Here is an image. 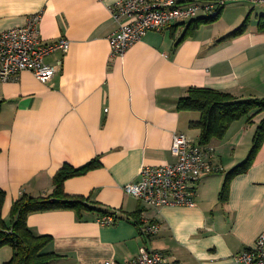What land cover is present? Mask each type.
Returning a JSON list of instances; mask_svg holds the SVG:
<instances>
[{
  "label": "crops",
  "instance_id": "crops-1",
  "mask_svg": "<svg viewBox=\"0 0 264 264\" xmlns=\"http://www.w3.org/2000/svg\"><path fill=\"white\" fill-rule=\"evenodd\" d=\"M124 0H0V34L23 27L42 13L45 43L71 42L68 53L45 59L57 74L48 84L24 72L17 81L0 79V190L6 195L2 218L10 225L15 203L54 194L55 177L68 165L83 176L68 179L64 192L95 208L78 214L55 209L30 214L36 236H49L44 250L50 264H127L146 246L170 264H236L233 257L255 246L264 234V144L252 168L230 182L227 174L243 163L264 113L235 122L223 140H213L220 172L200 180L196 206L144 205L124 191L139 181L143 167L174 164V136L199 144L192 123L199 112L181 111L191 89H212L240 100L264 99V7L246 3L226 7L218 20L189 33L200 19L149 32L124 56L113 54L110 38L118 24L112 8ZM249 20L246 32L230 36ZM118 219L103 225V212ZM141 213L161 231L147 239L133 217ZM14 250L0 249V264Z\"/></svg>",
  "mask_w": 264,
  "mask_h": 264
},
{
  "label": "built area",
  "instance_id": "built-area-1",
  "mask_svg": "<svg viewBox=\"0 0 264 264\" xmlns=\"http://www.w3.org/2000/svg\"><path fill=\"white\" fill-rule=\"evenodd\" d=\"M246 3L264 7V0H124L112 8L118 24L110 38L113 54L124 56L149 32H164L172 25L197 19L200 15L214 18L231 4ZM43 14L32 15L23 27L0 34V79L17 81L24 72H31L43 84H48L57 74L55 67L45 59L58 52L68 53L71 42L61 39L54 43L43 42L40 25ZM172 155L174 164L143 167L139 181L124 187L132 196L149 208L159 210L168 206H196V185L204 177L220 172L214 163V149L192 143L184 134L174 136ZM118 215L101 217L103 225H113ZM143 220L141 233L151 239L159 234L158 223ZM236 264H264V234L255 246L233 257ZM118 264V263H112ZM127 264H170L166 257L146 246Z\"/></svg>",
  "mask_w": 264,
  "mask_h": 264
},
{
  "label": "trees",
  "instance_id": "trees-1",
  "mask_svg": "<svg viewBox=\"0 0 264 264\" xmlns=\"http://www.w3.org/2000/svg\"><path fill=\"white\" fill-rule=\"evenodd\" d=\"M218 18L219 16L194 21L189 26V33L185 37L191 35L200 26L213 23ZM248 25L249 20H246L242 27L236 30L230 38L243 35ZM259 31L264 32V17L260 20ZM178 109L201 114V120L192 123L191 126L201 131L199 144L208 146L213 140H223L235 122L243 118H249L250 121L252 116L264 113V99L240 100L232 95L212 89H191L188 96L179 101ZM263 144L264 119L256 130L253 146L247 159L227 174L221 195L222 201L228 199L231 180L246 174L252 168ZM97 166L96 162L80 169L68 165L64 166L55 177L54 194L42 199H34L27 195L22 196L13 207L10 225L2 218V208L6 195L0 190V249L9 246L14 250L13 259L9 264H50L52 262L55 256L44 252L45 248L51 244L52 238L49 236H36L28 227L27 218L33 213L55 209H71L80 215L83 211H93L95 208L88 201L66 195L64 183L68 179L83 176ZM113 215L116 214L106 211L102 213L101 217ZM133 220L141 229L143 225L141 213L134 215Z\"/></svg>",
  "mask_w": 264,
  "mask_h": 264
}]
</instances>
